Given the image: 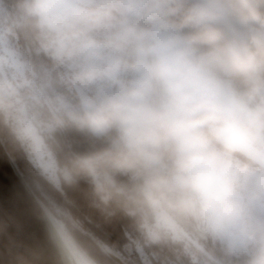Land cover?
<instances>
[{
  "label": "clouds",
  "instance_id": "obj_1",
  "mask_svg": "<svg viewBox=\"0 0 264 264\" xmlns=\"http://www.w3.org/2000/svg\"><path fill=\"white\" fill-rule=\"evenodd\" d=\"M13 26L51 61L49 134L11 126L53 188L87 181L143 246L222 245L213 264H264V0H15ZM27 62L0 58V116L33 86ZM96 142H99L98 144ZM57 264H110L113 250L66 212L53 215Z\"/></svg>",
  "mask_w": 264,
  "mask_h": 264
},
{
  "label": "trees",
  "instance_id": "obj_2",
  "mask_svg": "<svg viewBox=\"0 0 264 264\" xmlns=\"http://www.w3.org/2000/svg\"><path fill=\"white\" fill-rule=\"evenodd\" d=\"M14 3L15 0H0L2 16L6 20V27L15 36L14 41H12L15 50L31 65L33 72L37 75L34 78V84L43 100V104L38 105L32 102L33 104H29V108L31 112L36 110L39 119L47 122L50 111L42 85L46 82L44 69L47 61L43 53L36 50L25 39L24 35L14 28ZM0 125L2 127L4 126L2 125L1 119ZM5 131L8 132V129L6 128ZM66 133L69 140V144L67 145V150L69 151L83 152L93 146V141L83 134L71 130L66 131ZM42 136L48 141V137L45 134ZM96 143L98 144L99 142ZM5 148L14 157L25 181L32 188L36 189V193L41 200H46L43 197V194H46L54 204L65 210L84 229L85 226L81 221V217L90 220L93 226L85 230L93 237L96 231L101 233L102 240L96 238L108 245L114 252L110 264H190L188 256L178 244L170 243L167 245L143 246L140 243L139 233L133 223L126 217L111 214L99 206L92 195L90 185L85 184L84 180L76 185L65 186V196L61 197L59 193H55L45 181L38 177L37 173L31 167L24 166L21 163V157L9 141L5 143ZM37 185L40 186V189H37ZM91 228L94 229V232L90 231ZM199 243L209 252V255L213 259H219L220 249L222 247L219 241L208 238L200 240Z\"/></svg>",
  "mask_w": 264,
  "mask_h": 264
},
{
  "label": "water",
  "instance_id": "obj_3",
  "mask_svg": "<svg viewBox=\"0 0 264 264\" xmlns=\"http://www.w3.org/2000/svg\"><path fill=\"white\" fill-rule=\"evenodd\" d=\"M0 264H57L47 219L1 140Z\"/></svg>",
  "mask_w": 264,
  "mask_h": 264
},
{
  "label": "rangeland",
  "instance_id": "obj_4",
  "mask_svg": "<svg viewBox=\"0 0 264 264\" xmlns=\"http://www.w3.org/2000/svg\"><path fill=\"white\" fill-rule=\"evenodd\" d=\"M1 11L2 10H1V5H0V58L7 59L12 65H20L26 61L22 58L21 54L17 50H15L13 42H12V41H14L15 36L6 27V20L2 16ZM44 57L47 61L45 69H44V72L46 74V80H45L46 82H45V84L43 83L42 85L44 87V91L46 94L45 99L48 101L49 98L63 93L65 91V89H63L62 87L56 86L54 83H50V77L54 76L55 73H54V70L51 66V61L45 55H44ZM36 76L37 75L34 73V78H36ZM32 102L37 103L38 105L43 104V100H42L41 96L38 94V91H37V88L35 87L34 82H33L32 87L22 90V93H21V100L19 103L21 104L20 109L23 113V115H21L22 121L24 120V116H26V118L31 122L32 126L35 128L37 135L40 136V138L45 143L52 144L53 142H55V143L63 144L65 146V149L67 150V145L69 144V140L67 138L66 131L65 132L56 131L54 133L49 134L47 128L45 130H43V128L45 127L47 122H44V121L39 119L36 110L34 112H31V110L29 108V104H31ZM22 103H25L24 108L22 107ZM0 119L2 121V125H4L3 127H5V128H3L0 125V140H1L4 148H5V143L7 141H9L10 144L15 147L16 151L18 152V155L21 157L20 161H21V163L24 164V166L31 167L33 169V171H35V173H37L38 177H40L43 181H45V183L47 185H49L55 193H59L61 195V197L65 196L66 191H65L64 187L53 188L49 184V182L45 178V175L42 171V165L39 164L32 157V155L29 153V151H27L26 148L24 146H22L16 140L15 136L12 133V130L10 129L8 121H7V123H5L3 116H0ZM27 119H25V120H27ZM35 119H36V122H35ZM6 128L8 129V132H6V131L4 132V130H6ZM44 134L48 137V141L44 138V136H42ZM5 150L7 151L6 148H5ZM7 153L9 154V156L11 157L13 162L15 163L16 167L18 168V165H17L14 157H12L8 151H7ZM19 172H20V170H19ZM20 174L22 175L21 172H20ZM85 184H88V182L85 181ZM28 186L31 189L32 193L37 198V200L43 205V207L49 213H52L53 215H55L57 213V210H59L60 212H66L65 210L61 209L56 204H54V202L52 200H50V198L46 194H43V197L46 200H41L36 193V189L32 188L30 184H28ZM39 187L40 186L37 185V189H40ZM72 213L74 214V212H72ZM81 221L84 224L85 229L93 226V224L90 222V220L84 219L83 217H81ZM91 229H90V231L94 232V229H92V230ZM94 234H95L94 235L95 238L97 237L100 240H102L101 239V233L96 231ZM203 260L205 261V264H213V260H211L209 258L203 259Z\"/></svg>",
  "mask_w": 264,
  "mask_h": 264
},
{
  "label": "built area",
  "instance_id": "obj_5",
  "mask_svg": "<svg viewBox=\"0 0 264 264\" xmlns=\"http://www.w3.org/2000/svg\"><path fill=\"white\" fill-rule=\"evenodd\" d=\"M20 106L21 104L18 103L15 107V109L8 115L7 117V121H8V124L10 126V129H11V126L17 122V121H22V117L21 115H23L21 109H20ZM25 106V103H22V107L24 108ZM27 119L26 116H24V120ZM28 120V119H27ZM46 127L43 128V130H45Z\"/></svg>",
  "mask_w": 264,
  "mask_h": 264
},
{
  "label": "bare ground",
  "instance_id": "obj_6",
  "mask_svg": "<svg viewBox=\"0 0 264 264\" xmlns=\"http://www.w3.org/2000/svg\"><path fill=\"white\" fill-rule=\"evenodd\" d=\"M40 137V136H39ZM25 180V179H24ZM26 182V181H25ZM27 183V182H26ZM28 185V184H27ZM29 187V186H28ZM31 190V189H30ZM35 196V195H34ZM36 198V197H35ZM37 199V198H36ZM37 202L39 203V206L41 207L44 215H45V218L47 219V222L49 224V226L51 227V223H52V220L50 219V216H49V212L43 207V205L37 200Z\"/></svg>",
  "mask_w": 264,
  "mask_h": 264
},
{
  "label": "crops",
  "instance_id": "obj_7",
  "mask_svg": "<svg viewBox=\"0 0 264 264\" xmlns=\"http://www.w3.org/2000/svg\"><path fill=\"white\" fill-rule=\"evenodd\" d=\"M207 258H209V259H211V260H213V261L215 260V259H213L210 255L203 257V259H207Z\"/></svg>",
  "mask_w": 264,
  "mask_h": 264
}]
</instances>
